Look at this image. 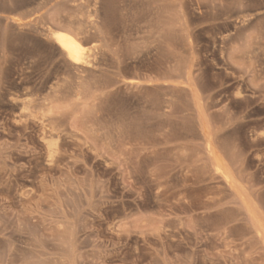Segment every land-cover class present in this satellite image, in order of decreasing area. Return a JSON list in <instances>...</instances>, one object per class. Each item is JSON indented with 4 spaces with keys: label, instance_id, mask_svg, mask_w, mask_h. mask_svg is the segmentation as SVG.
<instances>
[{
    "label": "rangeland",
    "instance_id": "obj_1",
    "mask_svg": "<svg viewBox=\"0 0 264 264\" xmlns=\"http://www.w3.org/2000/svg\"><path fill=\"white\" fill-rule=\"evenodd\" d=\"M92 1L0 0V264H264V0Z\"/></svg>",
    "mask_w": 264,
    "mask_h": 264
},
{
    "label": "bare ground",
    "instance_id": "obj_2",
    "mask_svg": "<svg viewBox=\"0 0 264 264\" xmlns=\"http://www.w3.org/2000/svg\"><path fill=\"white\" fill-rule=\"evenodd\" d=\"M94 1V3H89L88 2V4L85 6H82V10H88V12H89V16L88 17H93V13L94 14H98V16L100 15L99 14V12H100V9H99V7H97L98 5L100 6L101 5V3H102V1L103 0H93ZM92 1V2H93ZM142 1V0H141ZM131 2H132V0H118V2L117 3H119L120 4V10H121V12L123 13V12H125L126 14H123L124 16L123 17H125V19H126V22H130L132 19V17L130 18V10H129V7H130V4H131ZM145 2V1H144ZM109 4V3H108ZM118 4V5H119ZM143 5V4H142ZM25 6V5H24ZM104 6V5H103ZM110 6H112V4L110 5ZM106 9H104L105 11H104V13H107V19L108 20H111L113 17H115L114 16V14H113V16H112V12H113V10L111 9V7H108V6H104ZM119 7V6H118ZM146 7V6H145ZM149 7V6H148ZM148 7H147V9H148ZM67 8V7H66ZM91 8H93L94 10L93 11H89V9H91ZM22 9V8H21ZM132 9V8H131ZM20 10V9H19ZM142 10V9H141ZM133 11V10H132ZM8 12V11H7ZM26 12V11H25ZM66 12V11H65ZM121 12L119 11L118 13H120L121 14ZM146 12V11H145ZM148 12V11H147ZM133 13V12H132ZM144 13V12H143ZM72 14V13H71ZM104 14H102V16H103ZM122 15V14H121ZM144 15H146V14H144ZM120 16V15H119ZM138 17V16H137ZM97 18V17H96ZM104 18H106V15H104ZM140 18V17H139ZM146 18H147V15H146ZM150 18V17H149ZM67 19V18H66ZM106 19V20H107ZM115 19V18H114ZM148 19V18H147ZM20 20V19H19ZM73 20V19H72ZM84 20V19H83ZM105 20V19H104ZM107 20V21H108ZM151 20V19H150ZM23 21V20H22ZM106 21V22H107ZM112 21V20H111ZM111 21H109L108 23L110 24V22ZM161 21V20H160ZM238 21V20H237ZM18 22V21H17ZM62 22V21H61ZM116 22V21H115ZM126 22H125V24H126ZM141 23H142V21H140ZM139 22V23H140ZM147 22V21H146ZM153 22V21H152ZM100 23V22H99ZM114 23V22H113ZM30 24V23H29ZM75 24V23H74ZM91 24V23H90ZM92 24H94L95 26V28H94V30L99 34V33H101V30L97 27V25L95 24V23H92ZM98 24V23H97ZM108 24V25H109ZM154 24V23H153ZM161 24V23H160ZM164 24V23H163ZM35 25V24H34ZM76 25V24H75ZM83 25V24H82ZM115 25V24H114ZM140 25H142V24H140ZM166 25V24H165ZM173 25V24H172ZM33 26V25H32ZM93 26V25H92ZM99 26V25H98ZM106 26H107V24H106ZM110 26V25H109ZM108 26V27H109ZM113 26V25H112ZM161 26V25H160ZM37 27V26H36ZM42 27V26H41ZM62 27V26H61ZM100 27V26H99ZM118 27V26H117ZM126 29H127V24H126ZM165 27V26H164ZM33 28H35V27H33ZM84 28V27H83ZM113 28V27H112ZM27 29V28H26ZM53 29V28H52ZM49 30L50 31V36H51V38L54 40V42L56 43V45L58 46V48L60 49V52L64 55V57H66V59L70 62V64L71 65H73V67H76V68H84L85 69V67H88V66H90L92 63H93V61L91 60V56L92 55H90V51H91V49L90 48H87L86 47V42L82 39V38H80L79 37V35H75L70 29H59V30ZM79 29V28H78ZM92 29V28H91ZM103 29V28H102ZM88 30V29H87ZM104 30V29H103ZM112 30H114V29H112ZM141 30V29H140ZM173 30V29H172ZM79 31H82L81 30V28H80V30ZM107 31V30H106ZM124 31V30H123ZM167 31V30H166ZM187 31V30H186ZM88 32V31H87ZM113 32V31H112ZM117 32V31H116ZM175 32V31H174ZM181 32V31H180ZM21 33V32H20ZM29 33V32H28ZM80 33V32H79ZM104 33V32H103ZM136 33V32H135ZM81 34H86V32H84L83 33V31L81 32ZM114 34V33H113ZM123 34H124V32H123ZM147 34V33H146ZM175 34V33H174ZM114 35H116V34H114ZM141 35V34H140ZM48 36V35H47ZM46 36V37H47ZM99 36H100V34H99ZM104 36V35H103ZM123 36V35H122ZM150 36V35H149ZM174 36V35H173ZM126 37V36H125ZM146 37V36H145ZM190 37V36H189ZM34 38V37H33ZM106 38V37H105ZM109 38V37H108ZM116 38V37H115ZM53 40H51V41H53ZM166 40V39H165ZM167 40H169V39H167ZM47 41V40H46ZM115 41H117V40H115ZM114 41V42H115ZM172 41V40H171ZM111 42V41H110ZM101 43V42H100ZM91 44V43H90ZM107 45V44H106ZM113 45V44H112ZM165 45V44H164ZM47 46V45H46ZM57 48V49H58ZM92 48V47H91ZM97 48V47H96ZM195 48V47H194ZM113 49V48H112ZM114 49H116L115 47H114ZM98 51H99V49H98ZM107 51V50H106ZM115 51V50H114ZM91 52H93V51H91ZM45 53V52H44ZM148 53V52H147ZM62 55V56H63ZM102 55V54H101ZM118 55V54H117ZM152 55V54H151ZM97 56V55H96ZM125 56V55H124ZM144 56V55H143ZM147 56V55H146ZM145 57V56H144ZM153 57V56H152ZM42 58V57H41ZM138 58V57H137ZM136 58V59H137ZM141 58V57H140ZM148 58V57H147ZM130 59V58H129ZM109 60V59H108ZM107 60V61H108ZM117 60V59H116ZM148 60V59H147ZM99 61V60H98ZM110 61V60H109ZM127 61V60H126ZM140 61V60H139ZM153 61V60H152ZM115 62V61H114ZM160 62V61H159ZM108 63H110V62H108ZM116 63V62H115ZM53 64V63H52ZM70 64H68V65H70ZM96 64V63H95ZM102 64V63H101ZM70 65V66H71ZM114 66V65H113ZM112 66V67H113ZM69 67V66H68ZM72 67V68H73ZM94 67V66H93ZM182 70H184V69H182ZM77 71V70H76ZM79 71H81V70H79ZM79 71L77 72V73H79ZM122 71V70H121ZM73 72V71H72ZM129 72V71H128ZM75 74H76V72H75ZM80 74V73H79ZM84 74V73H83ZM72 76V75H71ZM86 76V75H85ZM120 76V75H119ZM80 78V77H79ZM106 78V77H105ZM100 79V78H99ZM120 80V79H119ZM92 81V80H91ZM75 82V81H74ZM106 83V82H105ZM114 83H115V81H114ZM115 85V84H114ZM104 87V86H103ZM150 87V86H149ZM102 88V87H101ZM107 88V87H106ZM145 88V87H144ZM144 90V89H143ZM146 94V93H145ZM241 95V94H240ZM35 104V103H34ZM39 104V103H38ZM50 104V103H49ZM131 104V103H130ZM40 105V104H39ZM35 109H36V107H35ZM134 109V108H133ZM32 112H34V111H32ZM117 113V112H116ZM111 114V113H110ZM115 115V114H114ZM180 119V118H179ZM54 126V125H53ZM60 126V125H59ZM180 127V126H179ZM55 128V127H54ZM46 130V129H45ZM181 133V132H180ZM212 140V139H211ZM209 141V140H208ZM51 143V142H50ZM53 143V142H52ZM51 143V144H52ZM50 144V145H51ZM56 145V144H55ZM54 146V145H53ZM58 146V145H57ZM47 147H49V146H47ZM51 147H52V145H51ZM213 147V146H212ZM53 148V147H52ZM208 148V147H207ZM56 149H57V147H56ZM220 149V148H219ZM52 151V150H51ZM54 151V150H53ZM208 151H209V149H208ZM214 151V150H213ZM59 152V151H58ZM229 152V151H228ZM53 153V152H52ZM211 153V152H210ZM209 153V154H210ZM52 155V154H51ZM228 157V156H227ZM241 158V157H240ZM225 164V163H224ZM218 167V166H217ZM235 167V166H234ZM221 169V168H220ZM243 170V169H242ZM226 171V170H225ZM217 172H218V170H217ZM231 173V172H230ZM218 174V173H217ZM222 174V173H221ZM220 174V175H221ZM224 176V175H223ZM233 176V175H232ZM226 179H227V177H226ZM248 192V191H247ZM245 213V212H244ZM252 214V213H251ZM254 218V217H253ZM248 219V218H247ZM234 220V219H233ZM250 220V219H249ZM240 221V220H239ZM259 223V222H258ZM244 228V227H243ZM261 229V228H260ZM253 233V232H252ZM261 235V234H260ZM264 235V234H263ZM259 236V235H258Z\"/></svg>",
    "mask_w": 264,
    "mask_h": 264
}]
</instances>
